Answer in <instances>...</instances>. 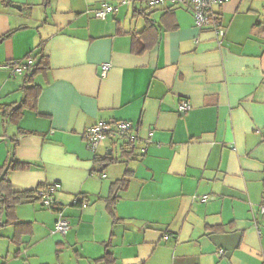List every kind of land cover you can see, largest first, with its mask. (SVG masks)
<instances>
[{"label":"crops","instance_id":"obj_1","mask_svg":"<svg viewBox=\"0 0 264 264\" xmlns=\"http://www.w3.org/2000/svg\"><path fill=\"white\" fill-rule=\"evenodd\" d=\"M147 1L0 0V106L36 86L16 122L0 109V167L27 164L7 175L15 192L57 184L69 223L62 236L56 212L17 205L0 264H264V0L213 6L221 35L195 27L188 1ZM101 3L117 7L106 20L87 13ZM39 52L32 84L3 68ZM100 121L131 123L133 154L123 137L90 152L83 132Z\"/></svg>","mask_w":264,"mask_h":264},{"label":"built area","instance_id":"obj_2","mask_svg":"<svg viewBox=\"0 0 264 264\" xmlns=\"http://www.w3.org/2000/svg\"><path fill=\"white\" fill-rule=\"evenodd\" d=\"M188 1L191 4V12L196 28L203 30L206 28L212 29L216 35L222 34V29L219 24V17L213 11L212 7L216 5H221L230 0H148L147 3L149 7L163 6L167 2L171 4H176L180 2ZM126 4L125 1L121 2ZM117 7L107 3H101L98 7L87 11V13H92V15L100 20H106L109 15L116 12ZM32 59L28 58L25 61H9L3 65L4 69L10 72L12 77L22 76L25 70V65H31ZM109 64H102L100 66L101 76H105L107 70L109 69ZM190 110V104L187 100H182L178 105V111L185 113ZM132 124L128 122H116L115 124L107 122H97L96 124L86 128L83 132V139L86 144L87 149L96 153L102 141L107 137L116 138H126L130 142H134L136 137L132 133ZM58 185L53 184L47 186L45 189L38 190L37 197L40 199L42 207L48 211L56 212L58 217L54 222V231L62 236H65L69 230L68 220L62 215L60 207L54 197V193L57 190ZM202 202L209 199L208 196H202ZM79 200L74 198L72 204H78ZM260 214L264 216V204L260 206ZM170 235H164V239L167 240ZM222 254V250L219 251Z\"/></svg>","mask_w":264,"mask_h":264},{"label":"trees","instance_id":"obj_3","mask_svg":"<svg viewBox=\"0 0 264 264\" xmlns=\"http://www.w3.org/2000/svg\"><path fill=\"white\" fill-rule=\"evenodd\" d=\"M40 55L41 53L39 52L34 58L32 56L26 57V59H32V64L25 65V70L23 73L25 85L32 84L33 77L39 73H43L47 68L46 59L44 57H40V60L34 63V59L39 57ZM35 90L36 86L34 85L26 87L24 89V99L19 106H0L2 117L6 121L16 122V120L21 115L22 109L30 107L33 99L36 98ZM126 144L129 148V151H126V148H124L123 152L121 153L128 154V156H130L131 154H133V142L127 141ZM100 162V159L95 158L96 165L101 167H103L104 165H108L110 162H114V160L112 158H109V160L107 161H102L101 163ZM26 165L27 164L25 163L8 159V161L2 167H0V227L6 225L7 223L15 221L14 208L17 205L31 202L35 199L40 201V199L37 197V192L38 190L45 189L47 187L39 186L35 190L26 192H15L12 190V186L7 178L8 173L13 170L23 169L24 167H26ZM130 176L131 173L126 171L121 179L116 180L110 185L109 194L106 198L107 210L110 214L113 213L114 206L119 199V193L121 191H124L128 187ZM2 214L5 216L4 222H2L1 220ZM99 261L111 263L113 261V258L111 254L107 252Z\"/></svg>","mask_w":264,"mask_h":264},{"label":"rangeland","instance_id":"obj_4","mask_svg":"<svg viewBox=\"0 0 264 264\" xmlns=\"http://www.w3.org/2000/svg\"><path fill=\"white\" fill-rule=\"evenodd\" d=\"M118 150H119V148H114V151H113V157H115L119 152H118ZM48 211V210H47ZM1 240V239H0ZM6 244H8V243H6L5 241H0V252H2V255H4L5 256V254H7L6 253ZM11 253V252H10ZM10 258H12L11 256H10ZM9 258V259H10ZM16 262H18V259H16L15 260Z\"/></svg>","mask_w":264,"mask_h":264},{"label":"water","instance_id":"obj_5","mask_svg":"<svg viewBox=\"0 0 264 264\" xmlns=\"http://www.w3.org/2000/svg\"><path fill=\"white\" fill-rule=\"evenodd\" d=\"M17 9H19V7H17ZM109 155H110V153H109Z\"/></svg>","mask_w":264,"mask_h":264}]
</instances>
